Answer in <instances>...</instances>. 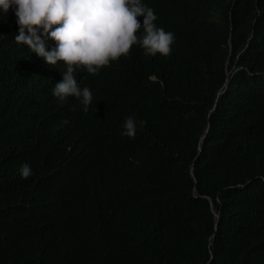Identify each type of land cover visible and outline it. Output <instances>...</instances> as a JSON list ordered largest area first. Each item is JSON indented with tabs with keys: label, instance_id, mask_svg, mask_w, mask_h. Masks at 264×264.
<instances>
[{
	"label": "trees",
	"instance_id": "1",
	"mask_svg": "<svg viewBox=\"0 0 264 264\" xmlns=\"http://www.w3.org/2000/svg\"><path fill=\"white\" fill-rule=\"evenodd\" d=\"M143 3L171 53L77 68L87 112L0 15V264H264V0Z\"/></svg>",
	"mask_w": 264,
	"mask_h": 264
},
{
	"label": "clouds",
	"instance_id": "2",
	"mask_svg": "<svg viewBox=\"0 0 264 264\" xmlns=\"http://www.w3.org/2000/svg\"><path fill=\"white\" fill-rule=\"evenodd\" d=\"M9 9L16 17L18 32L14 40L18 44L27 45L50 66L64 63L66 70L52 87V95L59 102L77 98L85 112L92 104L93 93L78 83L74 75L77 68L98 74L111 61L127 55L134 44L146 55L167 56L175 40L173 32L154 23L155 12L143 0H0V15H7ZM137 17H143L142 23ZM48 40L54 41V46L50 47ZM139 124L143 126L146 121ZM136 131V119L126 117L121 134L134 137ZM19 171L24 178L32 174L26 162Z\"/></svg>",
	"mask_w": 264,
	"mask_h": 264
},
{
	"label": "water",
	"instance_id": "3",
	"mask_svg": "<svg viewBox=\"0 0 264 264\" xmlns=\"http://www.w3.org/2000/svg\"><path fill=\"white\" fill-rule=\"evenodd\" d=\"M191 173H193V172H192V167H191ZM211 205H212V203H211Z\"/></svg>",
	"mask_w": 264,
	"mask_h": 264
}]
</instances>
